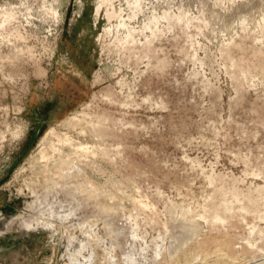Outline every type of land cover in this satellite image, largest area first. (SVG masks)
Wrapping results in <instances>:
<instances>
[{
	"label": "rangeland",
	"instance_id": "rangeland-1",
	"mask_svg": "<svg viewBox=\"0 0 264 264\" xmlns=\"http://www.w3.org/2000/svg\"><path fill=\"white\" fill-rule=\"evenodd\" d=\"M0 233L28 264H264V0H0Z\"/></svg>",
	"mask_w": 264,
	"mask_h": 264
},
{
	"label": "flooded vegetation",
	"instance_id": "flooded-vegetation-1",
	"mask_svg": "<svg viewBox=\"0 0 264 264\" xmlns=\"http://www.w3.org/2000/svg\"><path fill=\"white\" fill-rule=\"evenodd\" d=\"M18 240L11 237H0V264H28L22 248L17 251Z\"/></svg>",
	"mask_w": 264,
	"mask_h": 264
},
{
	"label": "bare ground",
	"instance_id": "bare-ground-1",
	"mask_svg": "<svg viewBox=\"0 0 264 264\" xmlns=\"http://www.w3.org/2000/svg\"><path fill=\"white\" fill-rule=\"evenodd\" d=\"M35 225V224H34ZM1 234V233H0ZM79 264H85V263H79Z\"/></svg>",
	"mask_w": 264,
	"mask_h": 264
}]
</instances>
